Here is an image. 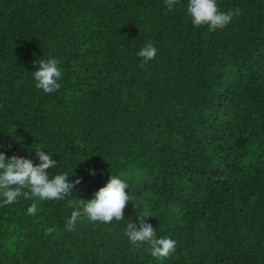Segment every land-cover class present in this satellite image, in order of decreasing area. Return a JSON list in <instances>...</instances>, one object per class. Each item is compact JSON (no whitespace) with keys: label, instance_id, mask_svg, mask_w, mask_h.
Returning a JSON list of instances; mask_svg holds the SVG:
<instances>
[{"label":"trees","instance_id":"16d2710c","mask_svg":"<svg viewBox=\"0 0 264 264\" xmlns=\"http://www.w3.org/2000/svg\"><path fill=\"white\" fill-rule=\"evenodd\" d=\"M187 3L0 0V152L37 164L41 149L57 161L49 178H81L62 200L25 188L2 206L0 194V264H264V0H216L239 9L216 31L194 26ZM49 58L50 94L33 76ZM111 174L129 185L124 220L82 214L67 230L69 201ZM145 214L177 242L169 257L124 235Z\"/></svg>","mask_w":264,"mask_h":264},{"label":"clouds","instance_id":"9594fccd","mask_svg":"<svg viewBox=\"0 0 264 264\" xmlns=\"http://www.w3.org/2000/svg\"><path fill=\"white\" fill-rule=\"evenodd\" d=\"M179 0H165L167 9L172 10ZM187 12L196 27L207 25L209 31L223 29L231 21L233 16L239 14V9L229 10L227 12L218 9L216 0H188ZM157 49L151 40L137 52L141 58L138 65L144 69L149 61L156 57ZM39 65L33 72L36 81V87L42 89L45 93L57 91L61 85L58 80L61 78V71L58 68L59 61L55 58L47 60L39 59L35 61ZM36 155L39 163L34 164L31 159L12 155L6 156L0 152V194L4 199L2 206L12 204L21 195L29 197V192H23L22 189H29L32 197H38L41 200H62L71 195V190L81 182L77 177L75 181L68 179L67 172L55 174L49 178V169L56 167L57 161L52 156L41 149H36ZM90 174H95V170H89ZM129 185L119 176L110 175L107 182L95 191L93 198L89 200L81 199L77 203L76 199L69 201V206L75 210L67 221L66 228L71 231L80 219L81 215L87 216L91 222H100L110 224L113 220H124V209L129 200ZM86 201V202H85ZM29 215L37 213V205L31 204L27 208ZM145 215H138L137 223L129 222L126 225L124 235L128 237L130 243L140 247L142 243L150 245V254L158 259L167 258L176 250L177 242L174 239L156 237V230L152 224L147 223ZM53 228H48L47 232L51 233Z\"/></svg>","mask_w":264,"mask_h":264}]
</instances>
